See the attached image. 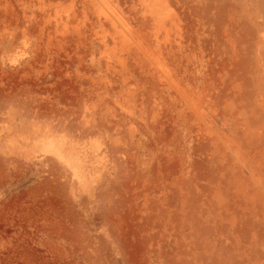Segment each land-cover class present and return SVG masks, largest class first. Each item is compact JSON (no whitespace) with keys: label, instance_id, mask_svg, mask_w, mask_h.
Returning <instances> with one entry per match:
<instances>
[{"label":"rangeland","instance_id":"obj_1","mask_svg":"<svg viewBox=\"0 0 264 264\" xmlns=\"http://www.w3.org/2000/svg\"><path fill=\"white\" fill-rule=\"evenodd\" d=\"M9 34L0 49L27 51L29 66L0 67V103L26 86L31 106L0 108V136L31 132L23 164L0 166V264H264V0H0ZM105 62L162 69L164 98L122 158L135 175L90 196L80 213L95 240L76 244L34 150L64 133L102 145L79 65L98 76ZM76 113L88 124L75 130Z\"/></svg>","mask_w":264,"mask_h":264},{"label":"bare ground","instance_id":"obj_2","mask_svg":"<svg viewBox=\"0 0 264 264\" xmlns=\"http://www.w3.org/2000/svg\"><path fill=\"white\" fill-rule=\"evenodd\" d=\"M118 1L126 2V0ZM77 4L74 6H78ZM46 17L50 19L52 14L47 13ZM17 18L19 17L17 16ZM53 20L58 24L59 19L56 16H53ZM5 21L7 23L8 20ZM24 22L26 21L24 20ZM115 23L112 22L113 25ZM19 24L18 27L20 28ZM47 29L50 32L52 30V34L50 35L52 36L55 31L54 26H50ZM30 30L32 31V28ZM21 31L23 32V29ZM29 31L27 32L29 33ZM10 36L9 34L8 37H0V48L9 43ZM13 40L17 41L14 38ZM12 43L14 44V42ZM28 58L29 54L27 51H20L19 54H7L6 51L0 49L1 68L3 66H15L16 68V65H20L23 72H28ZM103 65L107 69L106 74L98 76H93V67L89 65L85 66L84 64L79 65V71L85 76L83 82L88 96L87 101H90L88 104L94 109L95 125L105 134L102 145L92 144L91 146H83L75 136L64 133L53 135L50 139H43L34 150V154H39V160H43L49 168L47 180H49L63 199L62 208L64 217L75 224L74 230L70 233L71 239L64 237L70 240L69 242H76V244L87 242L88 245H91V241L95 240V238L92 240L91 236H89L92 228H88V225L85 224L87 220L90 222L87 219L90 218L89 215L87 217L80 213V209L85 208L90 196H93L97 191L103 192L107 190L109 184L135 175L134 170L126 166V161L122 160V158L127 157L129 160H132L136 157L134 150L138 142L151 131L153 114L157 112V101L164 98L156 80L162 76L160 74L162 69L149 66L147 63H143L142 67L130 64L125 68L122 65L115 66L108 62H105ZM133 74H139V78H141V81H139L142 85L146 84L147 87L140 86L136 82L137 80L131 76ZM25 87L16 93L15 96L19 98L17 102L12 98L6 97V102L0 103V108L10 107L14 110L21 109L27 111L31 103L29 100V90H26ZM75 117L77 124H71L73 129L76 130L78 127L88 124V121L84 119L81 113H76ZM46 127L49 130L53 128L50 123ZM22 132L23 139H10L6 145L3 143L4 139L2 136H0V147L5 146L11 152L9 156L0 154L1 167L23 164V161L19 159L20 153L18 148L25 144L31 131H25L24 129ZM138 135L139 138H137ZM103 160L106 161L102 167L103 169H107L105 172L97 165V163ZM111 173L115 174L114 178L111 176ZM88 183H93L91 190L89 192L81 191L80 189L86 187ZM85 193L88 195H85ZM109 210L110 208H103L96 212L97 217L101 219L100 222H105L109 219ZM66 233L68 234L69 232ZM83 241L84 243H82Z\"/></svg>","mask_w":264,"mask_h":264}]
</instances>
